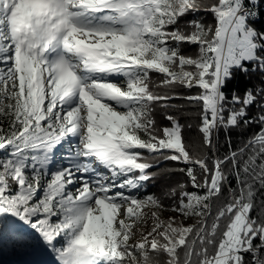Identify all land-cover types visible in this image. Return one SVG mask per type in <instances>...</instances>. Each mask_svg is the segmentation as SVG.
Masks as SVG:
<instances>
[{"label":"snow or ice","instance_id":"6c2138e0","mask_svg":"<svg viewBox=\"0 0 264 264\" xmlns=\"http://www.w3.org/2000/svg\"><path fill=\"white\" fill-rule=\"evenodd\" d=\"M262 4L0 0V232L14 218L56 264H264V79L223 91L235 71L264 77ZM173 100L200 107L198 140L156 120ZM163 162L186 182L160 197L146 184Z\"/></svg>","mask_w":264,"mask_h":264},{"label":"trees","instance_id":"16d2710c","mask_svg":"<svg viewBox=\"0 0 264 264\" xmlns=\"http://www.w3.org/2000/svg\"><path fill=\"white\" fill-rule=\"evenodd\" d=\"M200 17H203L204 14L200 13ZM194 17L189 15L182 18L180 21L183 26L186 21L193 19ZM208 22H211V16L205 17ZM255 24L258 28L264 27V4L261 5V15L258 21H255ZM183 51L186 55H191L194 51H196L195 46L184 45ZM264 77H261L260 73H250L249 75H244L239 71H235L233 78L227 81L223 91L226 95L231 98L233 93L237 95L243 96L247 89L253 88L254 86H259L261 80ZM197 89H193L189 92L185 88L177 89V92L182 93L183 95H195L197 94ZM173 104L183 105V110L177 112L174 109L165 110L162 107H157L155 111V118L161 125L168 124V121L165 119V115L168 113L175 114L177 119L180 121L182 125H184L183 135L185 138L189 140H198V123L199 117L201 115L200 107L195 105H189L180 100L171 101ZM250 114L256 113L258 109L253 108L250 109ZM189 125L191 127H189ZM258 130L256 125H253L247 131L244 130H233L231 135V140L233 147H238L243 141L249 138L253 133ZM220 153L223 154L227 145L225 144V134L221 133L219 137V145ZM5 155V153H0V156ZM179 166L174 162H163L160 165L159 169H152L151 171L154 173L153 179L147 182L146 190L149 193H154L157 196L163 197L165 193L169 192L173 187L176 186L177 182L185 183V179L178 170ZM186 190L191 191V187L189 186ZM143 193H141L142 195ZM262 198L261 194H257V202ZM164 203L168 204L170 201L165 198ZM19 234H23L22 236ZM37 234L32 231L29 232V229H24L23 227L18 228L14 232L9 231L7 228H3L2 232H0V250H9L11 248L16 249H25L29 248L32 252L37 247ZM39 245V244H38ZM59 246V244H58ZM48 258L54 262L55 253L51 250L47 252Z\"/></svg>","mask_w":264,"mask_h":264},{"label":"rangeland","instance_id":"374dc122","mask_svg":"<svg viewBox=\"0 0 264 264\" xmlns=\"http://www.w3.org/2000/svg\"><path fill=\"white\" fill-rule=\"evenodd\" d=\"M147 209H145L146 211ZM176 215L175 213H172L171 211H164L162 213V218L167 219L169 217H172ZM193 220H187L185 223L191 224L193 223ZM23 227L24 229H29V232H32L30 228L27 226H24L21 222H16L14 218H9L7 220L6 226L3 228H7L9 231L14 232L18 228ZM37 247L32 252L29 248L25 249H16L11 248L9 250H0V264H56V258L54 259V262L51 261L48 256L47 252L48 249L44 244L42 240H38L36 238Z\"/></svg>","mask_w":264,"mask_h":264},{"label":"built area","instance_id":"2783aa9c","mask_svg":"<svg viewBox=\"0 0 264 264\" xmlns=\"http://www.w3.org/2000/svg\"><path fill=\"white\" fill-rule=\"evenodd\" d=\"M260 19V16L256 19V21H258Z\"/></svg>","mask_w":264,"mask_h":264}]
</instances>
